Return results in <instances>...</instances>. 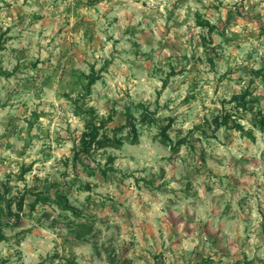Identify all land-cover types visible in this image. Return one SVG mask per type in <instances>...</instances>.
Here are the masks:
<instances>
[{"label":"rangeland","instance_id":"374dc122","mask_svg":"<svg viewBox=\"0 0 264 264\" xmlns=\"http://www.w3.org/2000/svg\"><path fill=\"white\" fill-rule=\"evenodd\" d=\"M0 69V264H264V131L229 101L264 112V0H0ZM81 95L122 144L78 160ZM51 184L80 217L29 212Z\"/></svg>","mask_w":264,"mask_h":264},{"label":"trees","instance_id":"16d2710c","mask_svg":"<svg viewBox=\"0 0 264 264\" xmlns=\"http://www.w3.org/2000/svg\"><path fill=\"white\" fill-rule=\"evenodd\" d=\"M208 25V23H205ZM256 77H260L261 80L264 81V73L259 71H255L252 73ZM4 72L0 69V76H3ZM87 82L82 86L84 90V95L87 94L90 90V87L94 84V82L98 79L97 74L91 71L88 75H86ZM76 101L75 104V114L84 116V131L81 134L80 142H79V150L75 154L76 159L81 160V155L88 154L91 150L99 149L102 147H113L119 146L122 144L121 139L115 137H107L101 130L105 127L106 121L101 119L96 123L95 115L93 108L89 107L83 109V96ZM230 102H234L236 109L241 110L243 113H248L250 115V120L252 125L258 129L259 131H264V112L257 107L255 104L257 103V99L252 97L251 92L248 87L243 89L239 94H234L231 96ZM142 118H145V115H142ZM127 126H129V132L135 136L136 130L135 125L131 121H127ZM214 129L217 130L219 128H223L225 130H234L240 132L241 135L246 136L247 138L253 139L252 131L245 129L243 125H241L237 119L231 115L229 112L221 113L214 121H213ZM166 127L162 128L161 134L163 136L160 139L162 144H167V136L165 135ZM182 141H178L176 146L170 147L172 153H176L178 151V147ZM81 162V161H80ZM108 162H112V158L108 157ZM111 170V168H109ZM104 174V171H101ZM85 190H88V186L84 187ZM51 189L52 192H51ZM70 192V188H65L62 185L51 184L47 189L43 191H30L32 195V200L28 202L29 212L35 209L37 204H53L60 211L70 212L74 217H80V212L73 207L68 200V194ZM23 198L21 196L18 198L16 205V212L11 213L10 204L6 205V211L9 215L10 219H13V223H9V221H4L2 216H0V241L5 239L3 235V227H15L18 225L20 220V213L22 212L23 206ZM74 229L72 230L74 237L76 240H84L85 235L90 234L92 231V226L87 222H78L73 223ZM64 264H77L73 259H65ZM192 264H200V263H192Z\"/></svg>","mask_w":264,"mask_h":264}]
</instances>
